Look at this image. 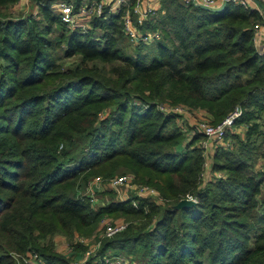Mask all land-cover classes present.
Segmentation results:
<instances>
[{
  "label": "trees",
  "instance_id": "1",
  "mask_svg": "<svg viewBox=\"0 0 264 264\" xmlns=\"http://www.w3.org/2000/svg\"><path fill=\"white\" fill-rule=\"evenodd\" d=\"M18 1L0 0V264H72L94 244L82 264H264V12L159 0L134 24L151 43L130 46L120 11L70 30L56 0L15 15ZM161 106L211 125L241 114L204 152L196 126ZM124 174L161 201L85 193ZM111 218L125 227L104 236Z\"/></svg>",
  "mask_w": 264,
  "mask_h": 264
},
{
  "label": "built area",
  "instance_id": "2",
  "mask_svg": "<svg viewBox=\"0 0 264 264\" xmlns=\"http://www.w3.org/2000/svg\"><path fill=\"white\" fill-rule=\"evenodd\" d=\"M158 1L159 0H134L133 2L131 0H57L53 5L58 11L59 20L70 29H84L85 25L92 17L105 18L106 8L110 12L120 11L122 31L125 33L129 41L135 43L138 41L149 42L152 40V35L140 32L134 27V23L131 20V11L135 13L137 22L141 23L145 18L152 17L154 11L158 8ZM227 1L242 5L246 8H255L259 12H264V0H259L262 5L258 4L257 0H181L183 3L191 2L209 9L221 7ZM130 5L131 11L128 9V6ZM260 28L263 30L260 31ZM260 34L264 37V26L257 29L255 40L260 37ZM180 107L181 106H161L159 109L165 113H173L182 117L181 114H185L186 111H183ZM240 114V110L234 108L233 111L217 125H211L207 122H199L196 124L197 130L204 136V139L202 140L204 142L200 144L204 152L209 151L207 148L208 144L221 145L225 131L228 130L234 121L240 117ZM129 180L130 183H132L129 175H123L109 179L106 184H108L112 190H116L119 186L126 185L128 189L130 188L129 190H132L138 197L150 196L156 198L155 200L157 202L161 201L153 189L143 185H129ZM93 182L100 181L98 179H93L92 182L89 183L87 190L90 189ZM186 199L194 201V198L191 197ZM133 206H135V204H133ZM101 227L103 228L104 236H111L116 232L121 231L125 227V224L123 222L110 224V221L105 219L101 221ZM93 247L95 250V246ZM93 249L87 250L81 259L72 262V264H82L83 261L93 252ZM30 258L33 260L35 259V256L32 255Z\"/></svg>",
  "mask_w": 264,
  "mask_h": 264
},
{
  "label": "rangeland",
  "instance_id": "3",
  "mask_svg": "<svg viewBox=\"0 0 264 264\" xmlns=\"http://www.w3.org/2000/svg\"><path fill=\"white\" fill-rule=\"evenodd\" d=\"M57 1V0H56ZM55 1V2H56ZM54 3V2H53ZM52 7H53V11L55 12V14H57L58 15V11H57V9L54 7V5L52 4ZM128 9H129V11H131V5L130 6H128ZM8 10L9 11H11V12H13L15 15L18 13H21L22 15L23 14H27V12H29V11H34L33 10V8L32 7H30V4L28 3V0H19L16 4H14V5H12V6H9V8H8ZM151 17H147V18H145L144 20H148V19H150ZM131 20H132V22L137 26H140L141 25V23H138L137 22V18H136V15H135V13H133L132 11H131ZM143 20V21H144ZM70 29V28H69ZM71 30V29H70ZM259 30H263V29H259ZM141 32V31H140ZM148 33V32H147ZM149 40H151V39H149ZM264 41V37L260 34V37L258 38V39H256V40H254V43L257 45V49H258V51L259 50H262L261 48H262V45L264 44H262V43H260V42H263ZM147 44H150L151 43V41H149V42H146ZM128 44L130 45V46H134V42H131V41H128ZM260 44V46L258 47V45ZM73 60H75V58H70V59H67L65 62H71V61H73ZM180 108H182V110L183 111H186V113L185 114H181L182 115V119H179L180 120V122H178V125L180 126V127H187V122H185V120H191V122H193V124L196 126V124L197 123H199V122H207L208 123V121L205 119V113L204 112H202V111H200V110H197V111H189V110H184V109H186V108H184V107H180ZM184 108V109H183ZM188 115V116H187ZM184 116H187V117H184ZM183 122H185V123H183ZM185 124V125H184ZM231 128H232V126L228 129V130H231ZM187 134L188 133H186L185 134V136H187ZM187 139V138H186ZM204 141H200L199 143L200 144H202ZM227 144V140H225V139H223L222 141H221V146H223V145H226ZM215 147V145H210V146H208V148H209V150H212V148H214ZM208 164L209 163H207V166H206V169L207 168H209L208 167ZM256 165H255V167L257 168L258 167V165H259V162H256L255 163ZM207 170H209V169H207ZM125 175V174H124ZM126 175H129V174H126ZM131 178H132V176L131 175H129ZM106 183H108V182H93L92 183V185H91V187H90V189H88L85 193H88V194H90L91 192H92V201H93V203L95 204V205H99V204H101V203H103V202H105V201H107L108 200V197H107V195L104 193V192H107L108 190H112L110 187H109V185L108 184H106ZM129 185L130 184H133L134 185V183H130V180H129ZM134 186H136V184L134 185ZM130 189V188H129ZM128 189V187L126 186V185H122V186H119V187H117L116 188V190H112L113 192H115V194H116V197L117 198H123L126 194H127V196H128V194H129V192H130V190ZM132 189V188H131ZM132 191V190H131ZM104 193V194H103ZM132 193V192H131ZM262 195L264 196V188H262ZM126 196V197H127ZM108 221H111V223L112 224H114V223H119L118 221L119 220H116V219H112L111 218V220L110 219H107ZM110 223V224H111ZM101 224V223H100ZM102 231H103V229H102ZM102 235H103V232H102ZM55 239V248H56V250H59V251H61V252H63L64 254H68L67 252L69 251V249H68V247H67V244H66V242L64 241V239L63 238H61V237H55L54 238ZM93 245V244H92ZM94 246H95V248H97V244H94ZM94 248V247H93ZM94 252V251H93ZM93 255V254H92ZM31 257V256H30ZM103 260H104V262H107V263H109V264H128V260H127V257H125V256H123V254L122 255H119V256H117L116 258H114V259H111V260H109L108 261V258H103ZM117 260V261H116ZM27 262H29V259L27 258Z\"/></svg>",
  "mask_w": 264,
  "mask_h": 264
},
{
  "label": "crops",
  "instance_id": "4",
  "mask_svg": "<svg viewBox=\"0 0 264 264\" xmlns=\"http://www.w3.org/2000/svg\"><path fill=\"white\" fill-rule=\"evenodd\" d=\"M261 27V26H260ZM260 29H262V28H260ZM261 31V30H260ZM260 43H264V41L263 42H260ZM255 46H256V49H257V45L255 44ZM260 46V44L258 45V47ZM262 50H259V51H261V52H264V44L262 45V48H261ZM258 50V49H257ZM178 122H180V120H178ZM185 122H187L186 124H187V126H193L194 124H193V122H191V120H185ZM185 122H183V123H185ZM185 125V124H184ZM183 128H185V127H183ZM190 133H188L187 135H189ZM210 145H212V144H208L207 145V148H208V146H210ZM209 149V148H208ZM210 152H211V150H209ZM208 169V168H207ZM206 169V172H205V176H207L208 175V170ZM126 196H127V194L123 197V198H121V199H125L126 198Z\"/></svg>",
  "mask_w": 264,
  "mask_h": 264
},
{
  "label": "water",
  "instance_id": "5",
  "mask_svg": "<svg viewBox=\"0 0 264 264\" xmlns=\"http://www.w3.org/2000/svg\"><path fill=\"white\" fill-rule=\"evenodd\" d=\"M222 6L220 8H222ZM194 204H195V201L193 200L182 199L177 203V207H190V206H194Z\"/></svg>",
  "mask_w": 264,
  "mask_h": 264
}]
</instances>
